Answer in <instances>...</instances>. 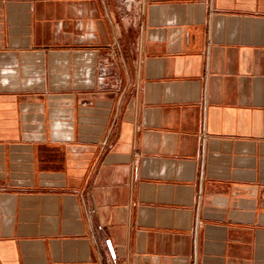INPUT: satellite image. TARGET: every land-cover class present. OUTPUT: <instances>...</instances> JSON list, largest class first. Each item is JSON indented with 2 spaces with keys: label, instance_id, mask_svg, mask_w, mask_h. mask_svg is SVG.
Wrapping results in <instances>:
<instances>
[{
  "label": "crops",
  "instance_id": "0c3cea01",
  "mask_svg": "<svg viewBox=\"0 0 264 264\" xmlns=\"http://www.w3.org/2000/svg\"><path fill=\"white\" fill-rule=\"evenodd\" d=\"M0 264H264V0H0Z\"/></svg>",
  "mask_w": 264,
  "mask_h": 264
}]
</instances>
